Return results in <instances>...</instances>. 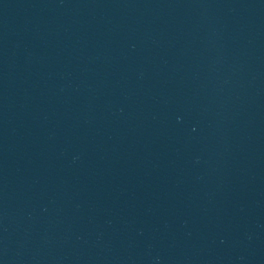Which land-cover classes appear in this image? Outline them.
I'll return each mask as SVG.
<instances>
[{
    "label": "water",
    "instance_id": "water-1",
    "mask_svg": "<svg viewBox=\"0 0 264 264\" xmlns=\"http://www.w3.org/2000/svg\"><path fill=\"white\" fill-rule=\"evenodd\" d=\"M0 264H264V0H0Z\"/></svg>",
    "mask_w": 264,
    "mask_h": 264
}]
</instances>
